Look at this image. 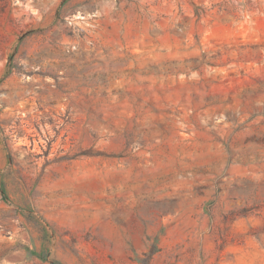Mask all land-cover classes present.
<instances>
[{
    "label": "rangeland",
    "instance_id": "rangeland-1",
    "mask_svg": "<svg viewBox=\"0 0 264 264\" xmlns=\"http://www.w3.org/2000/svg\"><path fill=\"white\" fill-rule=\"evenodd\" d=\"M0 264H264V0H0Z\"/></svg>",
    "mask_w": 264,
    "mask_h": 264
},
{
    "label": "built area",
    "instance_id": "built-area-1",
    "mask_svg": "<svg viewBox=\"0 0 264 264\" xmlns=\"http://www.w3.org/2000/svg\"><path fill=\"white\" fill-rule=\"evenodd\" d=\"M238 1H240V0H238ZM240 11H241V13H242V16H245V15H247V10H246V8H245V4H244V1H242L241 2V5H240Z\"/></svg>",
    "mask_w": 264,
    "mask_h": 264
}]
</instances>
